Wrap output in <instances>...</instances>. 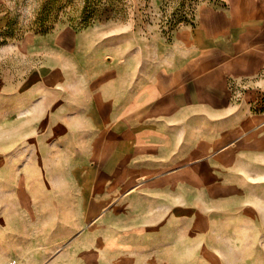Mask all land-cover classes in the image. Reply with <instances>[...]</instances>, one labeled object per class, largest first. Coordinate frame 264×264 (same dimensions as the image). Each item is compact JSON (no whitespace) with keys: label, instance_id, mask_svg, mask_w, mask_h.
Here are the masks:
<instances>
[{"label":"crops","instance_id":"1","mask_svg":"<svg viewBox=\"0 0 264 264\" xmlns=\"http://www.w3.org/2000/svg\"><path fill=\"white\" fill-rule=\"evenodd\" d=\"M59 36L27 47L52 42L77 63L81 33L68 51ZM157 40L152 61L107 60L89 85L65 80L63 57L43 61L17 102L6 87L0 264H159L146 244L189 215V187H264V0L202 4Z\"/></svg>","mask_w":264,"mask_h":264},{"label":"rangeland","instance_id":"2","mask_svg":"<svg viewBox=\"0 0 264 264\" xmlns=\"http://www.w3.org/2000/svg\"><path fill=\"white\" fill-rule=\"evenodd\" d=\"M219 1L0 0V114L9 112L10 89L6 87L12 88L17 102L29 82L35 80L33 73L43 61L53 59L57 64L65 57V80L75 78L89 85L107 60L115 59L116 66L117 62L143 57L139 52L142 50L146 59L152 61L154 50L161 44L157 39L171 41L179 28L193 24L199 6ZM76 33H81L83 40L75 64L70 54L56 49L55 43H41L45 51L27 47L34 35H60L61 44L68 51ZM59 78L64 80L63 75ZM53 104L57 103H48L52 110L56 108ZM21 112L27 113L28 109ZM193 181L200 183L196 174ZM50 182L52 193V183L63 182L62 176L51 178ZM209 189L221 192L219 186ZM58 204L50 202L51 209ZM166 221L167 227L156 236V248L148 249L146 244L145 257L151 261L264 264V187L245 186L241 192L216 198H208L202 188L189 187V215L179 212L172 233L168 231L170 219Z\"/></svg>","mask_w":264,"mask_h":264},{"label":"bare ground","instance_id":"3","mask_svg":"<svg viewBox=\"0 0 264 264\" xmlns=\"http://www.w3.org/2000/svg\"><path fill=\"white\" fill-rule=\"evenodd\" d=\"M204 176V175H203ZM212 177V176H211ZM215 177V176H214ZM206 179V178H205ZM197 181H198V179H197ZM200 182V181H199Z\"/></svg>","mask_w":264,"mask_h":264}]
</instances>
